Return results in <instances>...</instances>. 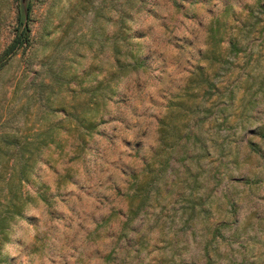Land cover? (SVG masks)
<instances>
[{"label": "rangeland", "instance_id": "obj_1", "mask_svg": "<svg viewBox=\"0 0 264 264\" xmlns=\"http://www.w3.org/2000/svg\"><path fill=\"white\" fill-rule=\"evenodd\" d=\"M24 27L0 132L34 144L0 264H264V0H0V51Z\"/></svg>", "mask_w": 264, "mask_h": 264}, {"label": "trees", "instance_id": "obj_2", "mask_svg": "<svg viewBox=\"0 0 264 264\" xmlns=\"http://www.w3.org/2000/svg\"><path fill=\"white\" fill-rule=\"evenodd\" d=\"M30 29L24 27L23 30L16 33L15 37L0 51V70L8 63L11 56H13L20 46L29 44L30 42ZM204 83H208L206 79H203ZM99 82L94 91L101 88ZM89 91V90H87ZM103 96V94H101ZM93 110V109H91ZM92 112V111H90ZM84 111L81 117L76 116L75 119L79 122V128L81 129L79 137L82 139L85 135L91 136L93 133H97V126L99 121L95 117ZM162 119L161 124L163 125ZM159 128L160 136L164 137L167 133L170 137H182L179 127L171 125L167 128L163 125ZM196 134V133H195ZM264 138V133L261 134ZM52 142V140L50 141ZM34 143L29 140L27 135H22L21 128L15 127L9 130H3L0 132V246L6 240V232L9 224L22 212L23 198L21 196L19 186L20 182L25 178L27 170L30 168V159L32 157L33 149L31 146ZM171 155L165 160H170ZM149 182H140L137 184V188L133 195H126L128 201L127 213L132 217L142 208L146 201L144 195L145 188ZM137 199V203L134 200ZM200 204V203H198ZM125 225L128 222L125 221ZM219 223H215L211 227V239H215L219 236ZM210 241H207L203 245L204 257L210 259L209 253ZM182 259L179 264H182Z\"/></svg>", "mask_w": 264, "mask_h": 264}]
</instances>
